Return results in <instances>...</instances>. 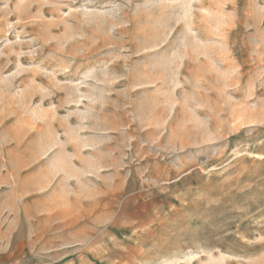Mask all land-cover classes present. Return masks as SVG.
<instances>
[{"label": "rangeland", "instance_id": "374dc122", "mask_svg": "<svg viewBox=\"0 0 264 264\" xmlns=\"http://www.w3.org/2000/svg\"><path fill=\"white\" fill-rule=\"evenodd\" d=\"M0 240L264 264V0H0Z\"/></svg>", "mask_w": 264, "mask_h": 264}, {"label": "crops", "instance_id": "0c3cea01", "mask_svg": "<svg viewBox=\"0 0 264 264\" xmlns=\"http://www.w3.org/2000/svg\"><path fill=\"white\" fill-rule=\"evenodd\" d=\"M7 246L4 248L0 240V264H14L13 254H8Z\"/></svg>", "mask_w": 264, "mask_h": 264}]
</instances>
